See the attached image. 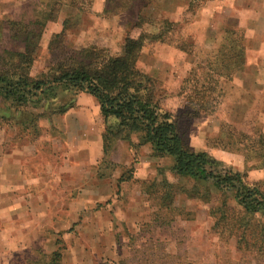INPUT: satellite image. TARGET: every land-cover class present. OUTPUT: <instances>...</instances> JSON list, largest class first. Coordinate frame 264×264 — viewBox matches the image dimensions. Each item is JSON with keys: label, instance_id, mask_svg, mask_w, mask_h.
I'll use <instances>...</instances> for the list:
<instances>
[{"label": "rangeland", "instance_id": "374dc122", "mask_svg": "<svg viewBox=\"0 0 264 264\" xmlns=\"http://www.w3.org/2000/svg\"><path fill=\"white\" fill-rule=\"evenodd\" d=\"M52 1L0 0V59L4 56V50L17 47V42H14L11 34L14 31V23H27L42 17ZM59 1L62 5L57 20L46 23L39 40L31 68V74L34 76L47 71L48 67L56 62L59 53L51 52L47 45L54 35L50 32L56 30L57 24H63L64 20L67 22L62 44L66 50L94 45L106 48L113 55L121 52L126 35H137L140 31L154 34L162 28L165 29V21L172 22L173 25L164 30L162 40L175 46L185 42L191 43L189 54L193 61V69L203 62L208 51L215 48L217 44L215 38L222 30L213 34H210L209 30L205 31L218 16L217 13H204V4L208 0H186L185 11L178 20L170 18V15L178 13V4L170 5L164 0H103L104 2L75 0L73 6L68 0ZM127 3L129 7H123ZM116 7L124 10L112 14ZM140 16L143 17V23L140 28L135 27L133 23L137 18L139 20ZM228 18L230 17H226L224 21ZM110 19L114 20L113 23L109 22ZM201 19H205L203 26L199 25ZM200 30L203 33H200ZM122 36L123 41H121ZM158 43L162 41L147 39L144 45L146 50L149 48L153 51ZM182 65L183 63L181 66H176L174 74L180 71ZM137 67L146 73L141 68L142 65L137 64ZM166 71L168 73V68ZM188 72L189 70L186 76ZM206 72L204 67L196 69L197 76L207 74ZM262 73L255 67L252 71L249 70L251 77ZM155 79L158 80L157 88L167 94L163 105L173 110L177 129L186 144L193 150L205 151L219 165L245 173L247 183H254L264 189V167L256 168L252 166L251 161L246 164L235 143H227L230 138L240 139L243 134L250 140H257L259 132L264 133V97L237 85L233 82V78L230 81L222 79L219 84L221 92L218 94L219 87L213 91L208 113L191 118L186 115V100L176 94L181 83L175 88H168L163 81ZM192 86V82L186 85L185 94L191 93ZM99 120L101 122L102 117ZM38 123L41 129L40 136L35 140L25 138L24 141L17 143L22 145L26 143L25 152L30 155L26 166L31 174L37 175L45 169L53 186H55L53 182L57 183L59 180L57 175L59 167L63 170L62 174L66 175L60 183L62 188H58V185L55 187L58 190L54 191H60L62 197L56 201L53 199L54 209L50 213L53 221L56 219L58 222H63L57 223L56 226L65 229L56 234L53 229H58L52 227V223L49 224L50 227H43L40 239H37L33 246L30 245L27 250L21 251L23 253L11 254L10 264H47L51 252L49 247L56 240L61 241L63 249L74 244L90 247L97 252L94 264H264V258L255 261L240 252L233 237L218 235L214 231L212 227L214 220L210 216L211 207L218 202V195L214 191H212L214 197L209 203L201 199L187 198L185 193L177 191L173 206L177 208L179 214L168 225L156 220L153 215L155 201L146 195L149 189H147L148 183L145 182L160 178L158 170L162 169L167 179L177 186L188 188L190 185L185 180L171 176L168 170L172 166L171 158L153 159L148 144L133 150L128 144L119 145L113 153V160L121 161L125 156L130 157L133 173L139 177L125 181L118 187V191H115L113 198L95 205L92 209L94 212L90 213L91 216L98 210L103 212L96 214L97 223H86L83 226L79 222L76 228L71 227L67 232L68 222L65 219L68 217V205L76 198L79 188L92 182L90 178L86 183L73 182V180L78 169L84 171L90 168L77 165L73 167L71 161L67 160L66 132L56 128L52 117L42 118ZM6 129L8 136H14L17 132L15 128L6 127ZM227 133L231 136L227 137ZM223 143H227L228 146L224 148ZM257 165L258 163L255 164ZM107 170L109 172V169ZM107 170L101 168L102 172ZM166 213L168 218L169 214ZM162 214L165 215V212ZM260 217L264 220V215ZM101 230L105 231L102 235ZM88 232L97 234L86 236ZM144 259L147 260L146 263L143 262Z\"/></svg>", "mask_w": 264, "mask_h": 264}, {"label": "trees", "instance_id": "16d2710c", "mask_svg": "<svg viewBox=\"0 0 264 264\" xmlns=\"http://www.w3.org/2000/svg\"><path fill=\"white\" fill-rule=\"evenodd\" d=\"M68 1L75 5V0ZM61 5V1L53 0L42 17L27 23H14L11 34L17 47L4 50L0 59V123L17 130L14 138L18 142L25 138L35 140L41 135L40 119L64 114L74 106L76 94H90L99 104L104 125L101 134L104 157L98 168L101 164H108L105 168L109 170L114 168L107 156L117 141L127 142L132 150L148 144L152 156L172 159L168 169L171 176L190 185L188 188L177 186L167 179L162 169L158 170L160 178L144 181L149 189L146 195L155 201L153 215L156 220L168 225L179 214L173 206L177 191L205 203L211 202L216 193L218 202L210 209L214 231L233 237L236 248L244 255L255 261L263 259L264 220L260 216L264 215V189L247 183L245 173L219 165L205 151L191 149L177 129L173 110L163 105L167 94L157 88L158 80L137 67L144 42L147 39L164 42V30L173 23L165 21V29L154 34L140 31L137 35H126L121 52L113 55L106 48L94 45L66 50L62 44L67 22L64 20L62 30L54 33L47 45L48 50L59 53L56 62L47 71L34 76L31 68L43 29L48 21L57 19ZM125 6L128 8L129 3ZM122 10L124 8L116 7L112 14ZM142 23L140 16L133 25L140 28ZM215 39V48L208 51L201 64L190 69L176 92L186 100V115L191 118L208 113L212 93L218 89L220 80L230 81L234 73L244 67L246 37L242 28L228 25ZM191 46L189 42L176 44L186 52ZM203 67L207 74L197 76L196 69ZM189 82L193 83L191 93L185 94ZM220 90L219 87L218 94ZM226 135L231 136L230 133ZM229 142L235 143L246 164L251 161L256 168L264 167V133L259 132L257 140H250L243 134L240 139L230 138ZM226 144H222L224 148ZM132 173L133 165H130L118 181L130 180ZM105 175L98 171V177ZM166 212L171 216L167 218ZM60 257L58 250L51 251L47 264H60Z\"/></svg>", "mask_w": 264, "mask_h": 264}, {"label": "crops", "instance_id": "0c3cea01", "mask_svg": "<svg viewBox=\"0 0 264 264\" xmlns=\"http://www.w3.org/2000/svg\"><path fill=\"white\" fill-rule=\"evenodd\" d=\"M164 1L170 5L178 4V13L170 15L171 19L178 20L185 11L186 0ZM204 13L218 14L217 20L205 29V31L209 30L210 34L228 25H236L243 29L247 39L245 63L242 70L234 73L233 82L264 97V0L261 2L260 0H208L204 4ZM226 17L230 18L224 21ZM219 20L221 21L218 22ZM113 21L110 19L109 22L113 23ZM204 22L205 19H201L199 25L203 26ZM58 24L56 30L51 31L50 34L62 30L63 24ZM121 41H123V36ZM154 49L153 51L149 48L146 50V46L143 45L137 64L142 65L141 68L149 76L163 81L168 88L177 87L193 66L189 52L166 42L158 43ZM182 63L180 71L174 74L176 66H181ZM254 67L263 73L253 74L254 77H251L249 70L252 71ZM94 99L90 94L80 92L75 96L74 106L64 114L52 117L56 128L66 132L65 157L67 156V160L71 161L73 167L77 165L90 168L84 171L78 169L73 182L84 181L86 183L88 178L92 179L89 185L79 188L76 198L68 205V217L65 219L68 222L67 232L71 227L76 228L79 222L83 226L86 223H97L96 214L102 211L98 210L91 216L90 213L94 212L92 209L97 203L113 198L118 187L124 184V182H119L118 178L132 164L128 156L121 161L113 160V153L119 145L127 144V142L117 141L107 156L114 168L108 172V168H105L108 164H101L107 171L104 172L106 174L104 177H98V171L102 167L96 168V164L104 157L101 136L104 125L103 121L99 120L101 118L100 108L97 100ZM7 130L0 123V264H10L11 254L23 253L21 251L27 250L30 245L33 246L37 239H40L43 227H50L49 224L52 223V227L58 229H53L56 234L65 229L62 226H56L57 223L63 222H58L56 219L53 221L50 213L54 209L53 199L56 201L62 197L60 191H54L58 190L55 187L58 185V188H62L60 183L66 175L62 174L63 170L59 167L57 169L59 180L57 183L53 182L55 184L53 186L45 169L37 175L28 172L26 164L30 155L25 152L27 151L24 147L26 143L18 144L14 136H8ZM152 158L155 157L152 156ZM133 177L139 176L133 173ZM104 220L106 221L105 218ZM103 233L105 231H102L101 235ZM92 234L97 233L88 232L86 236ZM49 248L51 251L60 252V264H94V259H96L97 252L83 244H74L63 249L61 241L56 240Z\"/></svg>", "mask_w": 264, "mask_h": 264}]
</instances>
